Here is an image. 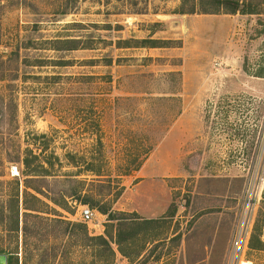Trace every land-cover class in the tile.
Returning <instances> with one entry per match:
<instances>
[{
	"label": "rangeland",
	"instance_id": "374dc122",
	"mask_svg": "<svg viewBox=\"0 0 264 264\" xmlns=\"http://www.w3.org/2000/svg\"><path fill=\"white\" fill-rule=\"evenodd\" d=\"M217 1L219 14L188 13ZM235 3L256 14H226ZM26 149L52 172L30 186L55 203L40 197L49 208L21 213L18 233L0 222L11 264H264L249 248L264 242V0H0L4 206ZM151 156L155 179L135 189ZM254 181L246 245L228 262ZM96 203L135 214L126 256ZM105 230L108 246L90 240Z\"/></svg>",
	"mask_w": 264,
	"mask_h": 264
},
{
	"label": "trees",
	"instance_id": "16d2710c",
	"mask_svg": "<svg viewBox=\"0 0 264 264\" xmlns=\"http://www.w3.org/2000/svg\"><path fill=\"white\" fill-rule=\"evenodd\" d=\"M217 7L216 9L210 10L203 8L202 10H196L192 9L188 11V13H194L196 11H200L201 13L204 14H219L223 12L221 2L217 1ZM187 11L182 10V14H185ZM236 13H254V12H247L245 10L239 9L238 3H235L233 8L228 10L226 14H236ZM68 44H76L75 40H66ZM153 43V42H149ZM137 47V46H134ZM143 47V46H142ZM150 47H156V46H150ZM118 48H122L118 46ZM68 49H75L74 47H70ZM17 162H19L22 166V170H19L20 175L22 176L23 180L21 179H14L11 183L13 184L12 188L8 190V201L6 202V206L3 205V203L0 202V222H3V229L5 232L8 233H18L19 232V216L21 213L23 215H28L29 213L32 212H37V213H43L45 210L49 208L48 204L43 201L42 198L48 199L50 202L55 203V200L52 198H48V196L44 193L43 190L39 188H34L33 186H30V183L35 180V178L39 176H48L51 172V167L46 168L42 162L39 161V156L35 155L31 150L26 149L23 153V156L21 158L17 159ZM96 176H101V174L96 173ZM102 180L97 179V182H101ZM124 191L123 186H119L115 198L118 199L121 194ZM75 194H72L74 196ZM82 195L83 199L87 197V194H80ZM31 200L34 202L33 206H29L27 203L28 201ZM87 203V202H85ZM84 203V204H85ZM89 203V202H88ZM92 208H96L100 213L103 215L107 216V221L109 223H116V239H115V244L117 246L118 252L126 256L124 253V250L121 246L123 241H132L134 233L132 231V220H130L127 217H133L130 215H135V214H130L129 216L125 213H120L117 214L115 212H112L110 208L106 206L105 203H96V204H91ZM23 211V212H22ZM124 223H129V224H124ZM115 225V224H114ZM125 226L126 228H130L131 231L125 234L121 228ZM105 236H94L90 237L91 241H96L102 245L108 246V239L110 237L109 233L105 230ZM127 236V237H126ZM249 248L251 250H264V242L260 239L258 236H252L250 242H249ZM0 254H5L4 252H0ZM7 257V263L6 264H11V256L6 255Z\"/></svg>",
	"mask_w": 264,
	"mask_h": 264
},
{
	"label": "built area",
	"instance_id": "2783aa9c",
	"mask_svg": "<svg viewBox=\"0 0 264 264\" xmlns=\"http://www.w3.org/2000/svg\"><path fill=\"white\" fill-rule=\"evenodd\" d=\"M264 181V179H261ZM260 183L254 181L247 187L245 195L243 196L241 208L238 215V221L235 231L233 233L230 252L228 255V262H236L237 258L241 254L249 235L252 216L256 201L259 197ZM93 212L88 207H83L80 211V217L83 222L92 220Z\"/></svg>",
	"mask_w": 264,
	"mask_h": 264
},
{
	"label": "crops",
	"instance_id": "0c3cea01",
	"mask_svg": "<svg viewBox=\"0 0 264 264\" xmlns=\"http://www.w3.org/2000/svg\"><path fill=\"white\" fill-rule=\"evenodd\" d=\"M246 14H256V13H246ZM154 156H151L145 163L144 165L142 166V168L138 171V174H136V179H142L140 180L138 183H136L134 185V187H136L135 189H138L139 187L142 186V184L145 182V181H153L155 179V177H149L148 176H151V175H148L147 172L150 170L148 169V162L149 160L151 161V159H153Z\"/></svg>",
	"mask_w": 264,
	"mask_h": 264
},
{
	"label": "water",
	"instance_id": "95a60500",
	"mask_svg": "<svg viewBox=\"0 0 264 264\" xmlns=\"http://www.w3.org/2000/svg\"><path fill=\"white\" fill-rule=\"evenodd\" d=\"M6 263H7L6 255H0V264H6Z\"/></svg>",
	"mask_w": 264,
	"mask_h": 264
}]
</instances>
